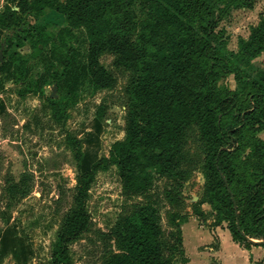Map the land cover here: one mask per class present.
Listing matches in <instances>:
<instances>
[{
	"label": "trees",
	"instance_id": "1",
	"mask_svg": "<svg viewBox=\"0 0 264 264\" xmlns=\"http://www.w3.org/2000/svg\"><path fill=\"white\" fill-rule=\"evenodd\" d=\"M255 0H16L15 8L0 11V29L13 37V80L26 75L28 58L51 47L62 67L61 79L77 60L76 30L88 39L87 71L95 91L111 90L116 76L101 64L115 56L116 69L133 75L126 87V136L114 142L108 157L96 161L77 177L73 208L64 217L53 248L52 264H74L72 245L91 230L89 192L97 174L119 169L123 205L115 225L99 232L102 264H174L166 255L161 225L165 201L170 226L180 229L185 198L171 188L160 191L157 180L181 187L201 168L205 184L193 205L197 218L211 207V227L227 225L235 243L264 246V67L253 61L264 53V15L241 40L237 61L222 54L220 23L239 9L252 10ZM139 6L142 17H138ZM54 12L65 25L32 23ZM54 26L57 30H54ZM31 50L28 58L22 54ZM21 51V52H19ZM234 76L236 89L220 87ZM52 118L67 119L70 98L46 97ZM196 128L204 158L186 149V136ZM67 142L78 165L83 160L80 140ZM21 183V182H20ZM14 184L10 194L24 198L32 186ZM172 233L184 255L180 230ZM176 248L173 247L172 250ZM176 253V252H174Z\"/></svg>",
	"mask_w": 264,
	"mask_h": 264
},
{
	"label": "rangeland",
	"instance_id": "2",
	"mask_svg": "<svg viewBox=\"0 0 264 264\" xmlns=\"http://www.w3.org/2000/svg\"><path fill=\"white\" fill-rule=\"evenodd\" d=\"M16 0H0V11L6 5L15 6ZM15 8V7H14ZM142 17L139 6H135ZM264 15V0H255L252 10L239 9L231 12L219 25L222 39L219 50L237 61L241 40H248L251 29ZM32 23L64 26V20L54 12ZM54 26V30L57 27ZM73 46L77 60L61 79L62 67L51 57V47L42 49L37 58H28L31 50L26 46L22 54L28 58L25 78L13 80V37L0 29V264H52L51 255L57 242L58 232L67 213L73 208L77 177L90 169L92 164L108 157L111 146L126 136L128 115L126 87L133 79L131 72L114 66L115 56L107 53L101 64L117 78L113 89L95 91L87 71L88 39L84 28L76 30ZM21 52V51H19ZM2 54V59H1ZM255 70L264 67V53L253 61ZM220 87L236 89L234 76L224 78ZM70 98L67 119L55 121L46 97ZM78 139L83 147V160L78 165L73 157L67 138ZM264 140V132L261 134ZM186 149L197 158H204L196 128L186 136ZM24 188L32 186L24 198H14L10 188L14 184ZM205 179L200 169L179 187L171 180L156 181L160 191L176 188L185 198L182 211L195 217L201 227H211L213 218L207 212L197 218L193 205L199 202ZM123 197L119 169L110 167L100 171L89 192L87 211L92 226L81 239L72 245L74 264H102L103 243L99 232H108L122 211ZM161 225L164 230L166 255H173V263H186L180 245L171 234L165 201ZM202 206V210L205 211ZM207 210V209H206ZM185 222V223H186ZM197 224V223H196ZM180 229H176L178 232ZM175 247V250L172 248ZM184 249V248H183ZM189 246L187 256L189 254ZM176 252V253H174Z\"/></svg>",
	"mask_w": 264,
	"mask_h": 264
},
{
	"label": "crops",
	"instance_id": "3",
	"mask_svg": "<svg viewBox=\"0 0 264 264\" xmlns=\"http://www.w3.org/2000/svg\"><path fill=\"white\" fill-rule=\"evenodd\" d=\"M204 207L211 212L210 205ZM189 220L180 226L187 262L179 264H264V246L246 248L235 243L226 224L208 228L201 227L193 216Z\"/></svg>",
	"mask_w": 264,
	"mask_h": 264
},
{
	"label": "water",
	"instance_id": "4",
	"mask_svg": "<svg viewBox=\"0 0 264 264\" xmlns=\"http://www.w3.org/2000/svg\"><path fill=\"white\" fill-rule=\"evenodd\" d=\"M1 59H2V54H1Z\"/></svg>",
	"mask_w": 264,
	"mask_h": 264
}]
</instances>
